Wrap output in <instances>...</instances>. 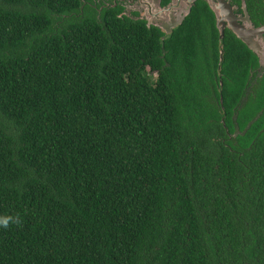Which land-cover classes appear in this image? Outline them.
Here are the masks:
<instances>
[{
    "label": "trees",
    "instance_id": "16d2710c",
    "mask_svg": "<svg viewBox=\"0 0 264 264\" xmlns=\"http://www.w3.org/2000/svg\"><path fill=\"white\" fill-rule=\"evenodd\" d=\"M101 5L0 0V264H264L257 55L205 0L171 35Z\"/></svg>",
    "mask_w": 264,
    "mask_h": 264
},
{
    "label": "water",
    "instance_id": "95a60500",
    "mask_svg": "<svg viewBox=\"0 0 264 264\" xmlns=\"http://www.w3.org/2000/svg\"><path fill=\"white\" fill-rule=\"evenodd\" d=\"M198 0H170L168 5L162 6L161 0H154L155 9L152 16L148 17V26L159 27L167 33L172 32L174 27L181 25L191 14L193 7ZM210 5L216 15L217 28L220 37H225L226 28L229 27L239 39H241L250 50L258 57L261 70L264 71V45L260 41L264 26L255 28L252 22L247 3L243 4L244 13L239 16L235 13L236 6H233L231 0H205ZM239 20L244 23L239 22ZM253 37H255L253 39Z\"/></svg>",
    "mask_w": 264,
    "mask_h": 264
},
{
    "label": "flooded vegetation",
    "instance_id": "af4514ba",
    "mask_svg": "<svg viewBox=\"0 0 264 264\" xmlns=\"http://www.w3.org/2000/svg\"><path fill=\"white\" fill-rule=\"evenodd\" d=\"M169 2H165L164 0H161V5L164 7V6L168 5ZM244 2L247 3V0H231L232 5L237 7L235 13L238 16L240 14L244 13V11H243V4H244ZM263 2H264V0H263ZM100 4H102L100 6V8H99V11H100L99 13L100 14L103 11L104 7H107L108 8L110 6H114L115 7V6L118 5L119 7L122 8V12H121V15L122 16H126V17L131 18V19H134V20H145L146 22L149 21L148 20V17L152 16V13H153V11L155 9V7H154L155 6L154 0H112V2H110L109 0H100ZM247 6H248V4H247ZM263 10H264L263 7H262V10H260L258 8H255L253 10V13H250L249 8H248L250 18H251L252 22L254 23L255 28H259V27L264 26V11ZM239 22L244 23L241 20H239ZM152 25L155 26L154 24H152ZM179 26L174 27L172 29V32H170V33H167L164 29H161V30L164 33H166V35H171L173 33V31L176 28H178ZM227 30H231V29L229 27H227L226 28V31ZM226 31H225V34H226ZM224 38L222 39L220 37L221 43L224 40ZM254 38L255 37H253V39ZM260 41L264 45V33H262V37H261ZM220 47H221L220 48L221 60H220L218 69H217V71H214V74L212 76H208L207 75L208 76L207 79L210 80L209 83L212 85V90H213V93L214 94H216V93H215V89L213 87V84H214V82L218 83L217 84L218 93H220L221 101L223 103V101H224L223 88H224V85H225V79H224V74L222 72V65H221V62H223V60H224V58H223V53H224L223 44H221ZM203 52H204V50H203ZM250 72H251L250 83H252V85H251L250 88L247 89V95H246L245 99L243 100V102L248 101V95L252 91V87L258 85L259 84V80L264 77V71L261 70L260 61H259V65L257 67H253L252 66V69L250 70ZM200 81H201V79L199 80V82ZM201 95H203V93H201ZM208 97H209L210 100H213L214 101V98L210 97V95ZM234 130H235V132L233 133V135H230V138L237 137V135L241 132L240 127L237 124L235 125Z\"/></svg>",
    "mask_w": 264,
    "mask_h": 264
},
{
    "label": "clouds",
    "instance_id": "9594fccd",
    "mask_svg": "<svg viewBox=\"0 0 264 264\" xmlns=\"http://www.w3.org/2000/svg\"><path fill=\"white\" fill-rule=\"evenodd\" d=\"M8 225V220L7 219H0V226L7 227Z\"/></svg>",
    "mask_w": 264,
    "mask_h": 264
},
{
    "label": "rangeland",
    "instance_id": "374dc122",
    "mask_svg": "<svg viewBox=\"0 0 264 264\" xmlns=\"http://www.w3.org/2000/svg\"><path fill=\"white\" fill-rule=\"evenodd\" d=\"M110 2H112V0H109Z\"/></svg>",
    "mask_w": 264,
    "mask_h": 264
}]
</instances>
